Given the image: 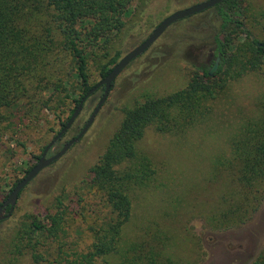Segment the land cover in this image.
<instances>
[{
  "label": "trees",
  "instance_id": "trees-1",
  "mask_svg": "<svg viewBox=\"0 0 264 264\" xmlns=\"http://www.w3.org/2000/svg\"><path fill=\"white\" fill-rule=\"evenodd\" d=\"M133 1L0 0V112H21L37 120L48 110L62 126L58 135L97 85L90 84L91 54H98L99 59V50L103 51L106 61L98 65L101 79L120 61L121 53L110 57L109 48L124 28ZM236 6V0H225L214 7L222 19L221 28L212 50L198 63L184 89L160 96L145 94L123 110L121 125L83 181L88 195L99 201L89 226L92 243L88 250L71 246L69 224L74 217L70 206L65 207L58 197L46 216H28L17 225L5 246L7 257L18 264L24 259L30 264H199L174 256L172 229L166 230L173 238L163 228L132 242L125 230L139 196L162 185L157 166L139 147L147 131L184 137L210 120L214 104L230 82L250 73L264 75V41L235 20ZM234 26L247 34V42L230 39L228 33ZM217 58L220 65L211 77ZM69 104L74 108L63 121ZM217 164L215 174L225 184L204 205L208 210L202 217L213 232L248 224L264 203V95L257 114L230 138V155ZM252 264H264V249Z\"/></svg>",
  "mask_w": 264,
  "mask_h": 264
},
{
  "label": "rangeland",
  "instance_id": "rangeland-1",
  "mask_svg": "<svg viewBox=\"0 0 264 264\" xmlns=\"http://www.w3.org/2000/svg\"><path fill=\"white\" fill-rule=\"evenodd\" d=\"M207 1L134 0L124 17V28L111 42L110 57L120 52L122 59L165 18ZM236 2L235 20L264 41V0ZM221 24L215 8L181 20L123 70L84 137L23 190L11 217L0 222V264H18L5 255L13 230L28 216H46L58 197L65 207L70 206L74 217L69 224L71 246L79 251L88 250L92 243L89 226L97 215L93 211L99 210V201L93 194L88 195L83 181L121 125L123 110L142 100L145 94L160 96L184 89L198 63L212 50ZM228 34L234 42H247V34L236 26ZM102 56V50L99 59L98 54L90 56L91 85L102 80L98 74V65L106 61ZM103 95L104 89H99L86 101L73 128L48 157L81 133ZM262 95L264 75L250 73L230 82L225 95L214 104L210 120L186 136L147 131L139 147L157 166L162 185L137 199L133 220L125 230L129 242L164 228L170 238L172 234L176 238L172 237L176 242L174 256L189 263L252 264L260 256L264 249V203L251 222L233 230L210 231L202 217L208 210L204 205L207 207L225 184L224 178L215 174L217 162L230 155V138L245 120L257 114ZM72 108L74 104H69L63 121ZM61 128L48 110H43L37 120L24 117L21 112H0V205L9 197L14 184L37 164L44 148ZM166 229H172V234ZM19 264L30 263L24 259Z\"/></svg>",
  "mask_w": 264,
  "mask_h": 264
},
{
  "label": "water",
  "instance_id": "water-1",
  "mask_svg": "<svg viewBox=\"0 0 264 264\" xmlns=\"http://www.w3.org/2000/svg\"><path fill=\"white\" fill-rule=\"evenodd\" d=\"M225 0H209L207 2L192 6L190 8L180 10L175 12L174 14L165 18L157 28L152 32V34L139 46L130 51L127 55H125L113 68V70L108 74L107 77L102 79L93 89H91L88 94L82 99L78 108L75 110L71 119L67 123V125L61 130V132L50 142L45 148L42 156L40 157L37 164L29 171V173L16 185V187L12 190L9 197L1 204L0 206V222L8 219L13 214L15 207L17 205L19 196L21 192L46 168L54 164L56 161L61 159L67 152L78 143L84 135L88 132L89 128L94 123L97 115L99 114L102 106L106 102L110 91L112 90V85L118 76L123 72V70L135 59L139 56L143 55L146 51H148L153 44L175 23L184 20L186 18L195 16L202 12H205L211 8L216 7L219 4H222ZM220 65V58H217L214 66L211 68L209 75L213 77L217 72ZM104 88V95L94 112L92 113L89 121L87 122L84 129L81 133L70 140L68 143L64 145V147L54 154L53 156L48 157L49 152L54 148L56 143L63 138V136L73 127L76 120L81 115L83 108L85 106L86 101L93 96L99 89ZM9 211L7 212V209ZM7 212V213H6Z\"/></svg>",
  "mask_w": 264,
  "mask_h": 264
},
{
  "label": "flooded vegetation",
  "instance_id": "flooded-vegetation-1",
  "mask_svg": "<svg viewBox=\"0 0 264 264\" xmlns=\"http://www.w3.org/2000/svg\"><path fill=\"white\" fill-rule=\"evenodd\" d=\"M214 64H215V63H214ZM213 66H214V65H213ZM102 88H103V87H102ZM102 88H101V89H102ZM8 211H9V208L7 209V212H8Z\"/></svg>",
  "mask_w": 264,
  "mask_h": 264
}]
</instances>
